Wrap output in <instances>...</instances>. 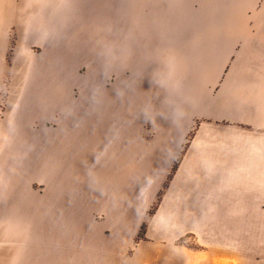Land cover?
Segmentation results:
<instances>
[{
    "label": "crops",
    "instance_id": "1",
    "mask_svg": "<svg viewBox=\"0 0 264 264\" xmlns=\"http://www.w3.org/2000/svg\"><path fill=\"white\" fill-rule=\"evenodd\" d=\"M233 240L264 249V0H0V264Z\"/></svg>",
    "mask_w": 264,
    "mask_h": 264
},
{
    "label": "rangeland",
    "instance_id": "2",
    "mask_svg": "<svg viewBox=\"0 0 264 264\" xmlns=\"http://www.w3.org/2000/svg\"><path fill=\"white\" fill-rule=\"evenodd\" d=\"M170 60H174L175 57L173 56H169ZM100 58H98V62H100ZM76 62H78V60H76ZM95 62L92 61L91 59L88 58V68L86 70V73L87 75H91L94 72L95 69H92L91 65L94 64ZM122 63H126V62H122ZM131 65V63H130ZM83 68V67H82ZM127 70V68L125 69ZM84 72V69L81 70L80 74H83ZM110 74L112 73H109L107 74V80H112L114 79V74H112L113 78H110ZM79 79V78H77ZM237 241L236 240H233V248H232V251H233V254H232V264H240V260H245L247 262H251L253 264H264V249H251V248H248L246 251L244 249H240L238 248L237 246Z\"/></svg>",
    "mask_w": 264,
    "mask_h": 264
},
{
    "label": "trees",
    "instance_id": "3",
    "mask_svg": "<svg viewBox=\"0 0 264 264\" xmlns=\"http://www.w3.org/2000/svg\"><path fill=\"white\" fill-rule=\"evenodd\" d=\"M190 135H191V134H190ZM190 135L188 136V138H187V139H189V138H190ZM176 165H177V161H175V162H174V164H173V167H172V170H171V173H170L169 177H170V176H171V174L174 172V170H175V168H176ZM155 206H156V203H154V204H153V206L151 207L150 211H152V210L155 208Z\"/></svg>",
    "mask_w": 264,
    "mask_h": 264
}]
</instances>
